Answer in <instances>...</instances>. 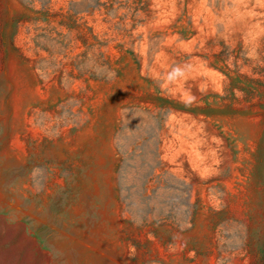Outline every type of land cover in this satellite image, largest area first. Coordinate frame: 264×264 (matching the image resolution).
<instances>
[{"label": "rangeland", "instance_id": "1", "mask_svg": "<svg viewBox=\"0 0 264 264\" xmlns=\"http://www.w3.org/2000/svg\"><path fill=\"white\" fill-rule=\"evenodd\" d=\"M0 264H264V0H0Z\"/></svg>", "mask_w": 264, "mask_h": 264}]
</instances>
